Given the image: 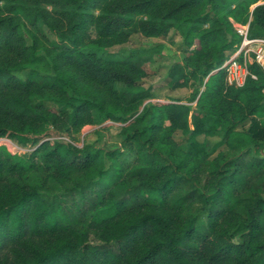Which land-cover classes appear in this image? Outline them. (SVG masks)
I'll return each mask as SVG.
<instances>
[{
  "label": "trees",
  "instance_id": "16d2710c",
  "mask_svg": "<svg viewBox=\"0 0 264 264\" xmlns=\"http://www.w3.org/2000/svg\"><path fill=\"white\" fill-rule=\"evenodd\" d=\"M260 1L0 0V137L34 149H0V264H264V72L237 87L219 70L232 20L264 38ZM173 30L170 78L195 89L155 103L143 81L163 47L106 51ZM193 104L210 150L174 138ZM105 121L121 147L74 144Z\"/></svg>",
  "mask_w": 264,
  "mask_h": 264
},
{
  "label": "rangeland",
  "instance_id": "374dc122",
  "mask_svg": "<svg viewBox=\"0 0 264 264\" xmlns=\"http://www.w3.org/2000/svg\"><path fill=\"white\" fill-rule=\"evenodd\" d=\"M232 20V19H231ZM162 46L163 49L161 53L156 54L155 60L147 65V70L149 72L148 77L143 81L146 87H151L153 91L152 102H157L161 104L169 103L172 99L185 100L194 91V81L187 79L178 75L176 78H170V72L177 62H180L184 58L183 44L181 35L173 30L167 39H155L147 38L140 33H134L130 40L124 44L113 46L107 49L106 52L128 55L132 49L144 48L149 49L153 47ZM21 78L26 77V72H21L17 74ZM185 103V102H184ZM55 110L57 108L52 106ZM196 108L195 105H191V111L188 117V129L178 130L174 134L176 141L188 140L195 137L198 142L205 144L207 149H211L213 145L221 140V137H210L204 133H196ZM122 126L119 124H114L109 121L102 122L100 124L87 126L83 129L78 140L74 143L78 147L82 148L85 144L93 145L96 148L103 150H113L121 147L122 136H121ZM7 138L14 143L15 146L9 143H2L1 148H5L11 154H25L27 152H32L34 149L28 147H22L15 143L9 137ZM54 141L70 142L66 137H59L54 135L50 139ZM13 146V147H12ZM188 144L182 145V149L187 150ZM226 146H221L217 152L212 154L211 158H215L219 153L227 151Z\"/></svg>",
  "mask_w": 264,
  "mask_h": 264
},
{
  "label": "built area",
  "instance_id": "2783aa9c",
  "mask_svg": "<svg viewBox=\"0 0 264 264\" xmlns=\"http://www.w3.org/2000/svg\"><path fill=\"white\" fill-rule=\"evenodd\" d=\"M232 23L236 33L241 38V44L235 52L230 54L219 70L226 72L227 80L231 85L242 87L248 77L257 78L251 74V65L259 66L264 72V38L250 37V23L242 24L233 20ZM2 143H9L15 146L7 138L0 139V145Z\"/></svg>",
  "mask_w": 264,
  "mask_h": 264
},
{
  "label": "crops",
  "instance_id": "0c3cea01",
  "mask_svg": "<svg viewBox=\"0 0 264 264\" xmlns=\"http://www.w3.org/2000/svg\"><path fill=\"white\" fill-rule=\"evenodd\" d=\"M263 3H264V1H260L258 4L254 5L252 8L254 9L257 5L263 4Z\"/></svg>",
  "mask_w": 264,
  "mask_h": 264
}]
</instances>
